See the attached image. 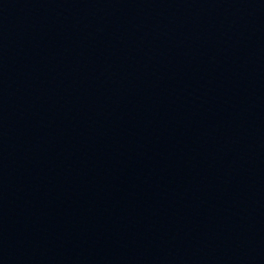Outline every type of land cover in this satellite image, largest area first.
<instances>
[{"label":"water","instance_id":"1","mask_svg":"<svg viewBox=\"0 0 264 264\" xmlns=\"http://www.w3.org/2000/svg\"><path fill=\"white\" fill-rule=\"evenodd\" d=\"M0 264H264V0H0Z\"/></svg>","mask_w":264,"mask_h":264}]
</instances>
